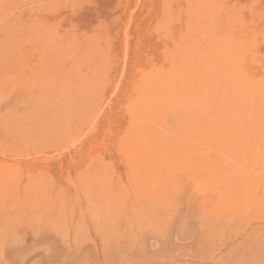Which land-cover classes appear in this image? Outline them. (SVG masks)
I'll use <instances>...</instances> for the list:
<instances>
[{
  "label": "rangeland",
  "instance_id": "1",
  "mask_svg": "<svg viewBox=\"0 0 264 264\" xmlns=\"http://www.w3.org/2000/svg\"><path fill=\"white\" fill-rule=\"evenodd\" d=\"M0 55V264H264V0H0Z\"/></svg>",
  "mask_w": 264,
  "mask_h": 264
},
{
  "label": "bare ground",
  "instance_id": "2",
  "mask_svg": "<svg viewBox=\"0 0 264 264\" xmlns=\"http://www.w3.org/2000/svg\"><path fill=\"white\" fill-rule=\"evenodd\" d=\"M41 2H43V1H41ZM124 3H125V2H124ZM43 4H44V3H43ZM25 5H26V4H25ZM35 5H36V4H35ZM71 5H72V4H71ZM166 5H167V4H166ZM26 8H27V7H26ZM242 8H243V7H242ZM190 9H191V8H190ZM21 10H23V9H21ZM149 10H150V9H149ZM133 11H134V10H133ZM6 12H7V11H6ZM15 12H16V11H15ZM31 13H32V12H31ZM130 14H131V13H130ZM132 14H133V13H132ZM147 14H148V13H147ZM240 16H241V15H240ZM142 18H143V17H142ZM142 18H141V19H142ZM189 21H190V20H189ZM6 22H7V21H6ZM139 22H140V21H139ZM15 24H16V23H15ZM216 24H217V23H216ZM127 25H128V24H127ZM127 25H126V26H127ZM35 29H36V28H35ZM152 31H153V30H152ZM35 32H36V31H35ZM47 32H48V30H47ZM47 32H46V33H47ZM35 34H36V33H35ZM126 34H127V33H126ZM14 35H15V34H14ZM39 36H40V35H39ZM123 37H124V36H123ZM137 38H138V37H137ZM54 39H55V38H54ZM70 39H71V38H70ZM54 41H55V40H54ZM54 41H53V42H54ZM28 42H29V41H28ZM28 42H27V43H28ZM122 42H123V41H122ZM136 43H137V42H136ZM62 44H63V43H62ZM122 54H123V53H122ZM0 56H1V55H0ZM121 58H122V57H121ZM180 73H181V72H180ZM119 74H120V73H119ZM156 75H157V74H156ZM159 77H160V76H159ZM161 78H162V76H161ZM163 78H164V77H163ZM118 79H119V78H118ZM233 80H234V79H233ZM235 80H236V79H235ZM172 81H173V80H172ZM118 85H119V84H118ZM161 86H162V85H161ZM166 86H167V85H166ZM147 88H148V87H147ZM114 90H115V89H114ZM173 90H174V89H173ZM116 91H117V90H116ZM3 96H4V95H3ZM32 98H33V97H32ZM108 98H109V97H108ZM120 98H121V97H120ZM143 101H144V100H143ZM39 102H40V101H39ZM105 102H106V101H105ZM106 108H107V107H106ZM99 116H100V115H99ZM96 120H97V119H96ZM32 121H34V120H32ZM217 122H218V121H217ZM93 124H94V123H93ZM187 125H188V124H187ZM91 126H92V125H91ZM191 127H192V126H191ZM191 127H190V128H191ZM215 129H216V128H215ZM215 129H214V130H215ZM91 130H92V129H91ZM106 130H107V129H106ZM107 131H108V130H107ZM210 131H211V130H210ZM86 132H87V131H86ZM105 132H106V131H105ZM109 132H110V131H109ZM83 136H84V135H83ZM110 136H111V135H110ZM72 140H73V139H72ZM80 140H81V139H80ZM81 141H82V140H81ZM77 143H78V142H77ZM72 144H73V143H72ZM75 144H76V143H75ZM89 144H90V143H89ZM74 146H75V145H74ZM69 148H70V147H69ZM72 148H73V147H72ZM43 149H44V148H43ZM57 153H58V151H57ZM86 153H87V152H86ZM41 154H42V153H41ZM60 154H61V153H60ZM32 155H33V154H32ZM53 155H54V154H53ZM38 156H39V155H38ZM43 156H45V155H43ZM31 157H32V156H31ZM58 157H59V156H58ZM24 159H25V158H24ZM59 161H60V160H59ZM60 164H61V163H60ZM116 165H117V164H116ZM60 173H61V172H60ZM126 186H127V185H126ZM198 217H199V216H198ZM200 220H201V219H200ZM155 224H156V223H155ZM155 227H156V225H155ZM160 227H161V226H160ZM160 227H159V228H160ZM158 230H159V229H158ZM258 236H259V235H258Z\"/></svg>",
  "mask_w": 264,
  "mask_h": 264
}]
</instances>
